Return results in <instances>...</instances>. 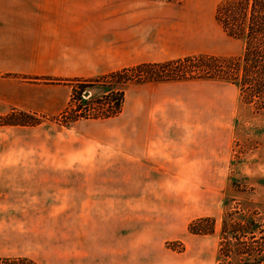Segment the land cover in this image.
Wrapping results in <instances>:
<instances>
[{
    "label": "rangeland",
    "instance_id": "374dc122",
    "mask_svg": "<svg viewBox=\"0 0 264 264\" xmlns=\"http://www.w3.org/2000/svg\"><path fill=\"white\" fill-rule=\"evenodd\" d=\"M234 1L64 0L76 53L48 75L0 71V258L264 264V60L226 31ZM18 14L0 0L1 33ZM97 82L118 94L102 102ZM185 82L180 101H149ZM130 84L136 98L105 118Z\"/></svg>",
    "mask_w": 264,
    "mask_h": 264
},
{
    "label": "crops",
    "instance_id": "0c3cea01",
    "mask_svg": "<svg viewBox=\"0 0 264 264\" xmlns=\"http://www.w3.org/2000/svg\"><path fill=\"white\" fill-rule=\"evenodd\" d=\"M12 3V7L15 11H17V19L14 20V23H8L9 27L6 31L0 32V63H2L1 72L5 73H13V74H41L48 75L52 74V69L55 68L56 64L54 61L65 63L70 57L71 54L74 55L77 51V39L76 37L73 40L66 39V28L68 27V19H67V10L68 7L66 4H63L64 0H10ZM76 6V5H75ZM74 6V7H75ZM70 10V9H69ZM76 10V7H75ZM74 10V14L76 11ZM23 12H27L29 14L23 15ZM67 32V31H66ZM79 46L82 41L81 31H79ZM76 58V57H74ZM157 60L153 57L143 58L142 63L156 62ZM36 69H38L36 71ZM186 84L174 85V84H166L161 85L162 87H158L155 90V93L147 92L149 95V101L153 103H157V100L167 101H180V97L178 95L180 90H185L188 94L192 93L191 88H193L194 84L190 82H185ZM151 87L152 85H143V89L147 87ZM205 86V85H198ZM133 87V88H132ZM141 87V86H140ZM176 88L178 89L177 91ZM127 92L136 98V90L138 87L135 85L129 86L127 88ZM146 90V89H145ZM175 93L176 95L163 96L169 93ZM167 93V94H166ZM179 96V97H178ZM196 96V95H194ZM151 97V98H150ZM191 97V96H190ZM201 100H205V97H198ZM188 100V99H187ZM183 102V101H181ZM177 111L178 109L175 108ZM177 115H174V117ZM186 116L183 118L185 121H189ZM194 118H200L199 116H193ZM204 118V115L201 116ZM172 118V117H171ZM176 118V117H175ZM211 117H207V123L210 122ZM143 121V119H142ZM147 122V121H146ZM202 123H205L202 121ZM179 124V121H177ZM155 128V127H154ZM121 133V132H120ZM183 133V132H182ZM114 134V133H112ZM111 133L105 132V136L108 139H113L115 137ZM122 135V133H121ZM101 138H94V141H99L98 144L104 143L101 141ZM124 140V138H120ZM114 143L118 144V142H110L111 145ZM99 148L93 147L91 149V153L85 154L80 153L82 155V161L86 159V161H93L96 155L98 156L100 153ZM96 151V152H95ZM86 152V149L84 150ZM187 155H190L187 153ZM85 156V157H84ZM215 156H212L214 158ZM211 156L208 155L206 158L201 160L190 159L192 162H186L185 164H180V171H185L187 168L191 170H208L211 164ZM215 159V158H214ZM161 160H154L155 163ZM184 161V160H183ZM176 166H178L175 163ZM195 165H203L201 167H192ZM178 168V167H177ZM125 203V198L123 202ZM129 203V202H126ZM143 236L146 234L142 232Z\"/></svg>",
    "mask_w": 264,
    "mask_h": 264
},
{
    "label": "trees",
    "instance_id": "16d2710c",
    "mask_svg": "<svg viewBox=\"0 0 264 264\" xmlns=\"http://www.w3.org/2000/svg\"><path fill=\"white\" fill-rule=\"evenodd\" d=\"M169 1V0H166ZM231 11H229V14H231L230 18L225 17L224 26L226 28V31L234 37H239L240 39H243L246 41V46H249V56L254 57L257 59L261 58L264 60V52L260 51L262 48V45H264V0H235L234 2H231L230 4ZM263 55V56H261ZM261 56V57H260ZM258 63L256 62L255 65ZM142 68V65L139 66ZM138 68V67H137ZM118 73H114L111 75V77H116ZM110 77V76H109ZM125 82V81H124ZM111 83L106 84H100L99 82L94 84H89L91 86L90 88H105V92L108 89L107 93H112V96L107 95L105 96L101 101L106 103L109 101V97L114 96V92L111 90ZM134 84V83H132ZM130 84V85H132ZM129 85L125 86V89L122 90V92L119 94L120 97L118 99H111L109 104L112 102H115V105L111 108L112 113H110L105 118H112L115 115H117L121 109L123 100H124V94L126 89ZM76 87L74 90L75 96H80L79 100L81 103H86L82 97V93L85 92L84 88L86 87ZM83 89V90H82ZM116 92V91H115ZM118 94V93H116ZM115 94V96H116ZM105 95V93H104ZM103 95V96H104ZM80 119H88L87 117H80L75 120V122L80 121ZM11 258H0V264H33L32 261H29L28 259H12L13 261H9Z\"/></svg>",
    "mask_w": 264,
    "mask_h": 264
}]
</instances>
